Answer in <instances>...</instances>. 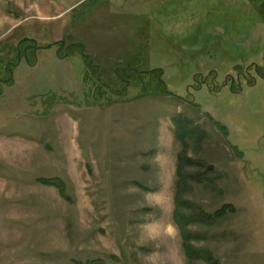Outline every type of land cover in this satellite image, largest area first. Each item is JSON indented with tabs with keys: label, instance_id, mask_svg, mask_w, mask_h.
<instances>
[{
	"label": "rangeland",
	"instance_id": "rangeland-1",
	"mask_svg": "<svg viewBox=\"0 0 264 264\" xmlns=\"http://www.w3.org/2000/svg\"><path fill=\"white\" fill-rule=\"evenodd\" d=\"M259 74L264 0H0V264H264Z\"/></svg>",
	"mask_w": 264,
	"mask_h": 264
},
{
	"label": "trees",
	"instance_id": "trees-1",
	"mask_svg": "<svg viewBox=\"0 0 264 264\" xmlns=\"http://www.w3.org/2000/svg\"><path fill=\"white\" fill-rule=\"evenodd\" d=\"M154 77H155V81L149 82V85H153V89H151V91H149V93H151V95H159V94H164L167 93L166 92V88H165V84L161 79L162 76V70L160 69H155L154 71L151 72ZM127 83V82H125ZM151 87V86H150ZM182 163H185L187 166H193V165H198V163H196L195 161H193L192 159H190L189 157H187L186 155H184L183 153H179L177 155L176 158V167H175V176H176V191L174 193L173 196V201H174V206H175V202L178 196V184H179V177L181 176V166ZM186 178L188 179H193L194 175L190 174V173H185ZM38 183H41L43 185L46 186H52V183H50L49 181L46 180H38ZM55 188L57 190H59L61 192V194H63V191L61 189V187H59V185H55ZM186 205H188V203L186 202ZM190 206V205H188ZM192 207V206H191ZM232 212V208L229 205H223L221 208H219L218 210H216L214 212V215L216 216H224V214H226V212L228 211ZM175 213H176V206L174 208L173 211V218L175 220ZM180 237L182 238V248L184 251V254L186 256L187 259V264H192L193 261H195V259H200L202 261H204V264H219L218 260L213 258V256L209 253V251L205 250V249H197L195 248L191 241L193 240L192 234L188 231L185 230V236H183L182 234L180 235ZM84 264H105L102 261H96V260H88L86 261Z\"/></svg>",
	"mask_w": 264,
	"mask_h": 264
},
{
	"label": "flooded vegetation",
	"instance_id": "flooded-vegetation-1",
	"mask_svg": "<svg viewBox=\"0 0 264 264\" xmlns=\"http://www.w3.org/2000/svg\"><path fill=\"white\" fill-rule=\"evenodd\" d=\"M25 41H26V43H24V47L27 49L29 46L31 47L32 45H33V43H34V41H33V39H31V38H29V39H25ZM21 43H23V41L21 42ZM21 43H19L18 44V46L20 47V44ZM59 45L60 46H64V43H62V42H59ZM258 70V69H257ZM259 76H261V77H264V75H260L259 74ZM213 77V76H212ZM212 77H209L208 75H206V76H203V75H198V76H195V79H194V82H195V84H199V85H203V84H205V83H207V82H211L212 81ZM237 78H239V77H237ZM229 79H231V80H233L234 79V77H229V76H226L225 77V81H228ZM126 82V81H125ZM198 88V87H197Z\"/></svg>",
	"mask_w": 264,
	"mask_h": 264
},
{
	"label": "crops",
	"instance_id": "crops-1",
	"mask_svg": "<svg viewBox=\"0 0 264 264\" xmlns=\"http://www.w3.org/2000/svg\"><path fill=\"white\" fill-rule=\"evenodd\" d=\"M41 13H42V12H41ZM41 18H42V19H49V18H52V17H50V15H46V14H44V12H43Z\"/></svg>",
	"mask_w": 264,
	"mask_h": 264
},
{
	"label": "water",
	"instance_id": "water-1",
	"mask_svg": "<svg viewBox=\"0 0 264 264\" xmlns=\"http://www.w3.org/2000/svg\"><path fill=\"white\" fill-rule=\"evenodd\" d=\"M62 43H63V41H61ZM168 93V95H172L171 93H169V92H167Z\"/></svg>",
	"mask_w": 264,
	"mask_h": 264
}]
</instances>
